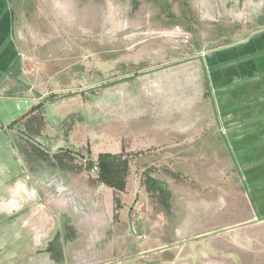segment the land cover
I'll use <instances>...</instances> for the list:
<instances>
[{"label": "rangeland", "instance_id": "obj_1", "mask_svg": "<svg viewBox=\"0 0 264 264\" xmlns=\"http://www.w3.org/2000/svg\"><path fill=\"white\" fill-rule=\"evenodd\" d=\"M243 1L208 12L203 0H11L21 72L36 98L45 93L16 126L27 170L70 168L90 181L96 167L81 168L99 154L130 152L142 190L108 216L66 209L69 235L8 249L0 264H264L257 162L155 160L160 143L207 146L224 140L217 132L264 123V28L240 54L236 44L253 36ZM16 167L0 156V173Z\"/></svg>", "mask_w": 264, "mask_h": 264}, {"label": "crops", "instance_id": "obj_2", "mask_svg": "<svg viewBox=\"0 0 264 264\" xmlns=\"http://www.w3.org/2000/svg\"><path fill=\"white\" fill-rule=\"evenodd\" d=\"M224 2L227 6V0H203L204 8L208 12L212 9L213 3L220 6ZM243 2L244 4L249 2V5H245L246 13L243 12L245 15L243 26L252 27L253 31L246 35L253 34V36L247 41L239 40L240 43L236 44L240 54L252 51L246 48V45L253 38L259 37L260 28H264V0H244ZM14 19L16 18L12 13L11 0H0V156L6 153L9 162L17 163V167L12 168L11 172L0 173V257L10 249L21 250L20 244H27V248H30V243L41 242L43 239V243L54 242L55 238L62 237L59 235L64 233L69 235L66 230L60 229L61 227L67 229L70 225L66 209L70 208L75 213H81L87 205L86 208L91 207V210L102 209L105 216H108L110 210L113 212L115 205L129 204L132 192L135 196L142 190L136 183L134 185L132 183L135 173L133 165L136 160L131 161L130 158L135 156L130 152H127L129 172L122 191L100 183L97 177L91 176L89 181L88 175L80 171L78 173L76 170L69 169L57 173L41 169L27 170L25 162L27 156L22 151L20 129L16 126L19 119H25L31 114V109L40 102L38 100H41L39 96L45 93L36 98L28 89L27 77L21 72L17 59L18 54L23 53L24 46L20 40V27L18 24L15 27ZM208 58L210 63L214 61L213 55ZM47 105L52 106L47 102L43 108ZM237 127L229 135H218L217 132L218 139L223 138L224 140L220 143L210 142L207 146L197 147L194 139L188 140L186 145L176 144L171 148L160 143L157 145L160 148L157 149L159 154L155 160L166 163H220L222 160L230 159L236 167L235 161H238V158L253 160V163L246 166L257 162V165L251 166L250 171L253 184L252 195L255 198L251 199V203H253L256 217L264 214V199L260 191L264 188V176L258 173L263 170L259 164L260 161L264 162V123ZM250 129L253 132L248 134ZM44 132L48 133L47 130ZM160 137L163 138V136ZM258 158L261 160H257ZM238 178L239 183L241 182L244 186L243 172L239 173ZM60 196H65L63 197L65 200L63 201ZM39 201L43 202L44 206L37 205ZM25 210H29L30 215L24 219L22 211ZM77 221L75 219L71 223H75L76 226ZM25 226H28V231ZM53 236L54 239H52ZM4 243H8V246L5 245L3 249Z\"/></svg>", "mask_w": 264, "mask_h": 264}, {"label": "trees", "instance_id": "obj_3", "mask_svg": "<svg viewBox=\"0 0 264 264\" xmlns=\"http://www.w3.org/2000/svg\"><path fill=\"white\" fill-rule=\"evenodd\" d=\"M33 112L34 111H32L30 115L36 113V111L34 113ZM40 119L42 121L41 116H38L35 121L38 120L40 121ZM95 164L96 165H93L92 162H88V164L82 169L91 170L95 166L97 169V180L100 183L110 188H113L114 190H118V191L124 190L126 184V178L129 172V161L127 157L123 158L122 153L119 154L101 153L96 157Z\"/></svg>", "mask_w": 264, "mask_h": 264}]
</instances>
